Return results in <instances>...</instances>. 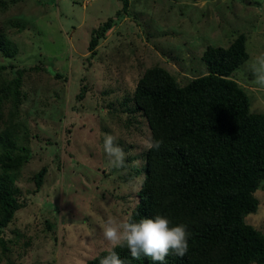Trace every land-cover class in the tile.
Listing matches in <instances>:
<instances>
[{
    "label": "rangeland",
    "instance_id": "1",
    "mask_svg": "<svg viewBox=\"0 0 264 264\" xmlns=\"http://www.w3.org/2000/svg\"><path fill=\"white\" fill-rule=\"evenodd\" d=\"M2 1L0 153L3 139L26 160L9 172L21 208L0 227V264H87L111 250L106 222L127 221L146 176L152 134L134 93L148 69L163 67L186 84L207 72L209 45L227 47L244 33L249 59L231 78L249 94L251 112H264L254 69L264 58V0H129L126 11L122 0ZM110 18L91 51L94 31ZM109 134L125 154L118 168L103 149ZM254 196L258 209L245 220L264 232V179Z\"/></svg>",
    "mask_w": 264,
    "mask_h": 264
},
{
    "label": "trees",
    "instance_id": "2",
    "mask_svg": "<svg viewBox=\"0 0 264 264\" xmlns=\"http://www.w3.org/2000/svg\"><path fill=\"white\" fill-rule=\"evenodd\" d=\"M122 2L126 11L129 0ZM112 23L110 18L94 31L91 51ZM6 45L0 30V49ZM203 59L207 72L186 84L160 66L148 69L137 83L134 102L152 139L162 143L145 154L139 202L127 220L160 214L188 226V252L170 254L167 264H264V232L245 220L258 209L254 193L264 179V112H251L249 94L231 78L249 59L246 35L239 34L227 47L209 45ZM1 145L0 227H6L21 208L9 172L19 171L26 157L3 139ZM44 174L34 176L38 189ZM108 251L87 264H99ZM116 251L124 264H153L148 257L132 259L126 248Z\"/></svg>",
    "mask_w": 264,
    "mask_h": 264
},
{
    "label": "clouds",
    "instance_id": "3",
    "mask_svg": "<svg viewBox=\"0 0 264 264\" xmlns=\"http://www.w3.org/2000/svg\"><path fill=\"white\" fill-rule=\"evenodd\" d=\"M254 69L257 83L264 86V58L255 62ZM161 143V140L149 139L146 148L159 150ZM103 149L111 167L123 165L125 154L115 136H105ZM103 235L110 243L111 250L99 259V264H124L116 248H126L132 259L148 257L153 264H167L170 254L178 257L186 255L191 234L186 224H173L167 216L158 214L139 221L129 219L117 223L108 220Z\"/></svg>",
    "mask_w": 264,
    "mask_h": 264
}]
</instances>
